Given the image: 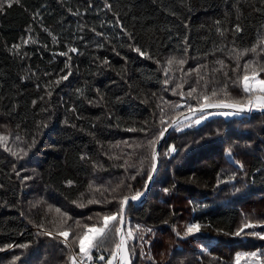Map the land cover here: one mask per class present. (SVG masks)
<instances>
[{
    "label": "trees",
    "instance_id": "obj_1",
    "mask_svg": "<svg viewBox=\"0 0 264 264\" xmlns=\"http://www.w3.org/2000/svg\"><path fill=\"white\" fill-rule=\"evenodd\" d=\"M249 61L248 75L264 79V0L5 3L0 134L9 139L0 144V264H72L75 235L143 192L155 144L174 117L204 95L210 103L255 99L256 88L243 90ZM205 113L166 135L147 197L127 205L131 264H264V239L245 234L264 235V112L194 123ZM31 191L41 193L35 205L23 197ZM246 222L258 226L234 235ZM191 223L201 230L185 235ZM112 228L89 264L114 254Z\"/></svg>",
    "mask_w": 264,
    "mask_h": 264
},
{
    "label": "snow or ice",
    "instance_id": "obj_2",
    "mask_svg": "<svg viewBox=\"0 0 264 264\" xmlns=\"http://www.w3.org/2000/svg\"><path fill=\"white\" fill-rule=\"evenodd\" d=\"M7 4L8 7H11V0H0V8H2L4 6V4ZM109 7H111L109 5ZM217 23H219V21H217ZM235 31L237 33L241 32L242 29L240 28L239 25L235 26ZM223 34V33H221ZM27 42V41H25ZM14 47L18 48L19 45H14ZM136 52H138L141 56L146 55L144 52H142L139 48H135L134 49ZM69 51L71 52H75L77 51L75 48H71L69 49ZM245 51H252L255 52L256 51V47H253L251 49L245 50ZM61 55H67V53H61ZM173 61L169 60L168 63L171 64ZM184 61L181 60L179 61V63H183ZM222 64V62H220ZM251 61H249L246 65H245V74L242 78L243 81V90L247 93V92H252L254 91V84L250 83V81H254L255 84H258L259 87L256 88L255 90L258 91L260 94L257 95L255 97V99H249L247 101L246 104H214V103H210V97L207 95L202 96V101L199 104V111L203 112L205 109L207 108H216V107H222V108H233L236 109V113H232V112H224V113H220L221 115H225V116H229V115H233V114H239L242 113L244 111H252L253 109H259V110H264V79H258V75L259 73L256 72L255 70H253L252 75L249 76L248 75V68L251 65ZM198 71V69H197ZM261 71H264V68L261 69ZM71 73L69 72L68 75H70ZM68 75L62 76L61 79L66 80L68 78ZM57 83H59V81H57ZM196 91L195 88L191 89V91H189L188 95L192 96V94ZM213 96L216 95L215 92L212 93ZM35 103V102H33ZM74 111V109H73ZM189 111H195V109H192L191 107H189ZM204 117H201V119H203ZM194 123L199 124L200 123V119H197L194 121ZM166 131V129H165ZM163 135V132H161V136ZM9 139L8 136L0 134V144H6V141ZM16 139H19V137H16ZM10 151V149H9ZM23 151V150H21ZM171 152L175 151V147H171L170 148ZM229 151V155L231 154V149L228 150ZM13 155H17V153L13 152ZM153 160L155 161V154L153 155ZM234 163H237L238 166L242 169L243 168V164H240L237 161H233ZM156 170V166L155 163H153L152 165V172H155ZM135 177H133L134 179ZM27 179V178H26ZM234 179V177H233ZM148 180H151V175H149ZM68 184L71 185L72 181H68ZM165 192H168L169 189H164ZM143 195L142 191H137L134 195H132L131 197L125 196L120 200V204H121V208L119 209L118 212L116 213H112L109 215H104L102 217V225L100 227H97L95 225L88 227L85 226L86 231H84V233L82 235H77L75 237V242L78 244L79 247V254H82V260H81V264H83V258H86L87 260H91L92 259V250L94 248L97 247V240L104 237L105 233L109 231V226L112 225L113 228L112 230L120 233V243L116 245V248L118 250V252H122V255L120 256V259L124 262V264H131V260L129 258V253L127 251V249L125 248V240L126 237L123 234V225H124V218H123V210H124V206L127 205L129 199L135 201L140 199V197ZM91 202V201H90ZM57 212H59V209H57ZM258 225L256 223H252V222H246L244 223L239 229H237L234 233V235L239 236L241 235L242 232H244V230L246 228H256ZM201 230V225L199 223H191L188 224L186 226L185 229V235H191L194 233H199ZM148 232H151V229H147ZM46 235H51L50 233H45ZM246 235H256V236H260V238L264 239V235H262L261 233H256V232H251V233H245ZM61 236H63L65 238V243H67V237L69 236V232L68 231H63L60 233ZM127 237L128 238H132L133 237V233L132 230L129 229L127 231ZM177 235H179V233H177ZM142 239V237H141ZM20 247H26V245H20ZM252 257H256L257 253H252L251 254ZM72 264H77V257L74 255L71 258ZM99 259L103 260L104 257L100 256ZM116 259V253H114L112 255V259L107 261V264H112V260ZM239 259V258H238Z\"/></svg>",
    "mask_w": 264,
    "mask_h": 264
},
{
    "label": "water",
    "instance_id": "obj_3",
    "mask_svg": "<svg viewBox=\"0 0 264 264\" xmlns=\"http://www.w3.org/2000/svg\"><path fill=\"white\" fill-rule=\"evenodd\" d=\"M211 103H214V104H224L226 102H211ZM227 104H236V103H227ZM192 109H195V111H189V109L179 115H177L176 117H174V119L164 128V130L162 131L163 132V135L159 136L156 144H155V147H154V154H155V166H156V170L155 172H151V180H148L147 182V185L145 187V189L143 190V195L140 197V199L138 200H131L129 199L128 203L129 202H134V203H142L145 198L147 197L148 195V192L150 190V187L153 183V180L155 178V175H156V172H157V169H158V165H159V149H160V146L164 140V138L166 137V135L173 129V127L179 122V121H182L186 118H189L191 116H194V115H197L199 113H202L201 111H199V106H196ZM213 110H231V111H236V109H233V108H222V107H216V108H207L205 109L203 112H207V111H213ZM244 112H247V113H250V112H264V110H259V109H253L252 111H244ZM166 129V131H165ZM128 197H131V196H128ZM127 203V205H128ZM127 205L124 206V210H123V218H124V225H123V234L125 235L126 237V233H125V212H126V208H127ZM119 234V242L118 244L120 243V233ZM125 248L127 249L128 251V244H127V239L125 240ZM129 253V251H128ZM122 255V252H118L117 250V254H116V259H115V264H122V260L120 259V256ZM129 258H130V255H129Z\"/></svg>",
    "mask_w": 264,
    "mask_h": 264
},
{
    "label": "rangeland",
    "instance_id": "obj_4",
    "mask_svg": "<svg viewBox=\"0 0 264 264\" xmlns=\"http://www.w3.org/2000/svg\"><path fill=\"white\" fill-rule=\"evenodd\" d=\"M259 79V78H258ZM250 83H253L254 84V88H258L259 87V85L258 84H255V82L254 81H250ZM260 93H258V95H259ZM214 102H216V101H214ZM217 102H226V103H233V102H229V101H217ZM236 104H238V103H236ZM220 111H223V112H220ZM227 111H231V110H213V111H208V112H206L203 116H200V117H197L196 118V120L197 119H200V123L202 122V121H204L206 118H208V117H210L211 115H213V114H220V113H224V112H227ZM201 117H204L203 119H201ZM122 139V137H120V140ZM120 140H118V141H120ZM20 153H21V155H24V153H25V150H23V151H21L20 150ZM28 179H30V177H27V179L26 180H28ZM41 193H39L38 195L37 194H35L33 191H31L30 193L29 192H26L25 193V195H23V197H27V199H29L30 201H29V204H31V205H35V202L38 200V198H39V195H40ZM57 208H58V206H56ZM95 226H97V227H100L99 225H95ZM89 227H91V226H89ZM66 231V230H65ZM83 232V230L81 231V233ZM77 235H75V237H76ZM79 248V247H78ZM79 251V250H78ZM76 252L75 253V256L77 257V264H81V258H80V256H82V254H79V252ZM114 253H116L117 254V248L115 247V249H114ZM112 259V256H110L108 259H107V261L108 260H111ZM107 261H106V264H107ZM31 262V261H30ZM29 262V263H30ZM255 264L256 263H258V261H253ZM116 262H115V260H112V264H115ZM24 264V263H23ZM83 264H89L88 263V261L86 260V258H83ZM122 264H124V262H122Z\"/></svg>",
    "mask_w": 264,
    "mask_h": 264
},
{
    "label": "built area",
    "instance_id": "obj_5",
    "mask_svg": "<svg viewBox=\"0 0 264 264\" xmlns=\"http://www.w3.org/2000/svg\"><path fill=\"white\" fill-rule=\"evenodd\" d=\"M80 258L82 259V256H80Z\"/></svg>",
    "mask_w": 264,
    "mask_h": 264
},
{
    "label": "bare ground",
    "instance_id": "obj_6",
    "mask_svg": "<svg viewBox=\"0 0 264 264\" xmlns=\"http://www.w3.org/2000/svg\"><path fill=\"white\" fill-rule=\"evenodd\" d=\"M79 252V251H78Z\"/></svg>",
    "mask_w": 264,
    "mask_h": 264
}]
</instances>
